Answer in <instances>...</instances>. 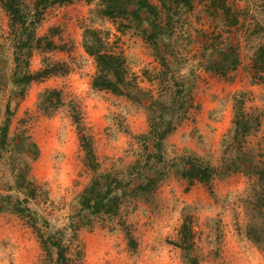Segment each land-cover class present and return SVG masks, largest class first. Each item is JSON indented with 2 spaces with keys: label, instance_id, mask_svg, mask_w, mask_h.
<instances>
[{
  "label": "rangeland",
  "instance_id": "rangeland-1",
  "mask_svg": "<svg viewBox=\"0 0 264 264\" xmlns=\"http://www.w3.org/2000/svg\"><path fill=\"white\" fill-rule=\"evenodd\" d=\"M39 1L21 0L30 25L23 39L33 34L29 52L21 50L12 15L0 0V195L11 196L13 205L21 200L30 206L41 233L65 234L67 264H264V241L248 233L251 224L262 223L257 199L264 184L223 165L229 153L238 157L236 148L231 151L236 106L245 102L259 124L239 147L243 154L237 163H246L247 152L264 168V65L257 62L264 46V29L259 30L264 0H194L190 10L171 19L158 0H151L164 11L166 41L179 53L177 76H190L192 91L184 118L174 119L177 127L164 144V176L149 193L138 190L141 179L133 166L143 149L141 136L150 130V102L93 88L98 66L86 50L85 34L99 32L127 59L131 80L158 98L165 76L154 47L132 17L105 15L101 0L38 10ZM203 34L237 46L240 64L228 77L202 66ZM45 69H52L49 76L16 82L27 70ZM47 96L54 99L50 110L43 105ZM185 157L200 158L217 173L209 183L190 185L181 171ZM22 167L37 187L27 203L28 191L17 185ZM111 173L129 193L119 212L83 211L85 189L97 176ZM39 230L12 206L0 212V264H55L57 251L48 253Z\"/></svg>",
  "mask_w": 264,
  "mask_h": 264
},
{
  "label": "trees",
  "instance_id": "trees-1",
  "mask_svg": "<svg viewBox=\"0 0 264 264\" xmlns=\"http://www.w3.org/2000/svg\"><path fill=\"white\" fill-rule=\"evenodd\" d=\"M1 1L5 3L7 10L12 15V26L22 40L21 50L26 48L30 52L33 48V34L31 33L26 40L23 39L30 25L28 24L27 16L24 15L21 0ZM73 1L76 0H41L38 2L37 8L39 10L42 5L43 8H48L51 5L71 3ZM101 1L105 8V15L113 18L132 17L137 21L138 28L144 34L147 41L154 47L157 58L163 65L165 91L163 90L164 93L156 98L153 91H145L140 88L138 83L131 80L127 59L123 55L112 51L106 42H104L99 32L91 29L86 31V50L95 58L98 66V72L93 79V88L111 91L114 94L126 95L139 100L146 98L150 102L148 107L150 130L148 134L141 136L143 139V149L140 151L139 160L133 166L135 174L141 179L138 190L149 193L156 188L164 176L165 171L164 167H162L166 163L164 144L168 136L177 127L178 123L174 119L184 118L187 112L188 97L192 91L191 77L184 75L177 76V72L179 71L177 67L180 65V60L178 59L179 53L175 51L171 42L166 41L168 31L164 27L162 20L164 11L161 10V7L169 13L171 19L174 18V15L181 16L185 11L190 10L193 7L194 0H158L161 7L151 0ZM36 12L38 13V11ZM36 18L39 21L40 18ZM260 28L264 29L262 26L259 27V30ZM203 37L206 40L203 41L202 66L207 70L220 72L228 77L229 73L236 70L240 64V55L237 46L233 42L219 41L220 43H218V36L216 35L213 37L203 34ZM41 41L42 39H38V42ZM21 50L17 57L20 65L22 55L24 54ZM257 54V62H261L264 65V46L259 49ZM51 70L45 69L36 74L27 70L22 76L16 77V82L18 84H30L33 81L40 80V78L45 76L44 74H48L49 76L52 72ZM172 81L175 82L176 86L172 84ZM57 95L58 99H56V104L61 101V98L59 93L56 91L52 92V96ZM53 100L50 96L44 99L43 105L46 110H50L49 108L54 105ZM244 103L240 102V105L236 106L237 128L233 137L235 144L231 146L232 152H234L235 148L239 151L238 157L237 159H233V155L229 153L231 159L227 157L228 159H225L223 165L227 171L230 168H234L233 172H244L250 176H257L259 182L264 184V168L254 161L252 154L244 152V155H247L248 158L245 161L246 163H237V160H240L243 154L240 153L242 149L239 147H242L245 139L252 134L257 128V124H259L257 122L255 124L254 121L258 117L255 114H251V112L248 113ZM8 126L9 124L4 128V138L1 142L4 148L8 142V134L6 133ZM86 147L88 157L91 158V162H94L95 154L91 143L88 142ZM181 164L184 165L183 169H181L182 176L189 180L190 185H194L196 182L209 183L217 173L216 168L197 157H185L182 159ZM149 171H152L153 175H150L148 173ZM121 184H123V181L112 173L97 176L85 189L81 197V209L93 215H116L126 195L129 194ZM17 185L21 190L28 191V197L25 199L26 203L29 202L30 196L32 198L36 197L37 187L29 179L27 167L20 168V173L17 175ZM127 185L130 186V183ZM11 199V196L0 195V212L12 206L18 214L28 220L35 230H39L37 226L39 217L32 211L30 206L25 205L21 200H18L13 205L11 204ZM257 205L262 217V223L254 222L251 224L248 233L256 242L260 243L264 241V194L257 199ZM187 227L188 224H185L184 228L187 229ZM41 232L39 230L43 246L48 253H53L54 250L57 251L58 257L55 264H62V262L67 264V248L63 244L65 234L59 235V233L52 231L48 234Z\"/></svg>",
  "mask_w": 264,
  "mask_h": 264
}]
</instances>
